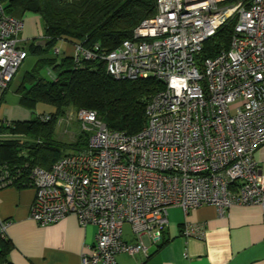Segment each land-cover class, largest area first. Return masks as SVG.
Listing matches in <instances>:
<instances>
[{"label":"built area","instance_id":"2783aa9c","mask_svg":"<svg viewBox=\"0 0 264 264\" xmlns=\"http://www.w3.org/2000/svg\"><path fill=\"white\" fill-rule=\"evenodd\" d=\"M231 20L228 48L199 64L203 42ZM22 28L0 0V98L28 55ZM52 54L62 51L54 47ZM72 57L102 59L115 79L163 83L147 100L138 133L111 129L96 111L79 108L67 114L87 133V145L49 168L28 169L32 219L47 225L74 214L81 226H96L82 264H117L123 252L146 255L144 243L123 240V225L156 241L171 205L185 212L213 205L220 214L258 205L264 219V166L254 156L264 145V0H156L155 14L114 49L97 54L75 43ZM46 75L53 78L51 69ZM14 179L0 166V187Z\"/></svg>","mask_w":264,"mask_h":264},{"label":"trees","instance_id":"16d2710c","mask_svg":"<svg viewBox=\"0 0 264 264\" xmlns=\"http://www.w3.org/2000/svg\"><path fill=\"white\" fill-rule=\"evenodd\" d=\"M1 2L10 15L31 11L42 20L45 47L36 45V39L30 42L27 52L35 55L36 60L22 75L17 91L20 103L32 110L38 103L53 108L51 112L37 113L29 120L7 121L6 125H0V132L10 134L9 139L0 141V166L6 165L14 175L11 185L29 186L27 172L30 166L37 164L49 168L64 154L87 145L88 135L84 131L71 143L55 137L57 120L71 111L79 108L94 110L109 128L128 134H136L142 129L146 122V102L163 87L161 81L152 77L115 79L106 73L105 62L100 58L86 60L80 57L76 63L71 55L55 56L50 50L58 41L67 40L82 44L97 54L108 52L130 38L142 20L155 14L156 0ZM234 23L233 20L225 23L203 42L197 56L199 64L204 58L228 48ZM48 68L53 78L46 75ZM65 148L67 151L63 152ZM2 241L0 264H13L6 258L9 241L3 236Z\"/></svg>","mask_w":264,"mask_h":264},{"label":"crops","instance_id":"0c3cea01","mask_svg":"<svg viewBox=\"0 0 264 264\" xmlns=\"http://www.w3.org/2000/svg\"><path fill=\"white\" fill-rule=\"evenodd\" d=\"M13 16L23 21L19 35L24 40V49H28L32 40L44 39V26L37 13ZM58 43L63 54L73 56L74 42ZM20 66L0 98V107L6 104L0 125L52 111L50 106L40 108V103L34 110L20 103L17 89L22 75L31 68L24 71L23 65ZM9 138L10 134L0 132V141ZM254 156L264 166V145ZM33 199L31 186L0 187V248L4 236L9 241L6 258L13 264H82V254L89 252L95 243L96 226H81L74 214L40 225L30 216ZM167 219L168 224L156 241L146 234H134L130 224L124 223L123 240L144 243L147 254L119 253L117 264H264V219L258 205H232L223 214L213 205L204 204L186 212L178 205H171L167 208ZM187 227L193 232L185 234Z\"/></svg>","mask_w":264,"mask_h":264},{"label":"rangeland","instance_id":"374dc122","mask_svg":"<svg viewBox=\"0 0 264 264\" xmlns=\"http://www.w3.org/2000/svg\"><path fill=\"white\" fill-rule=\"evenodd\" d=\"M26 12L32 13L31 11H26ZM59 46H60V44L58 43V46L56 45V47H59ZM34 60H35V55L28 53L27 57L23 60V62L21 64V65H23L24 71L27 68L31 67V64L33 63ZM42 74H45V71H42ZM236 103H233L230 105V111L231 112L233 111L234 104H236ZM5 105L6 104H4V103L1 104L0 115L3 114ZM48 106H50V105L40 103V108L48 107ZM51 109H53V108H51ZM39 110H42V109H39ZM67 115L68 114H65L57 120L56 127H55V137L57 140L62 141L64 143H71V142L75 141V139L81 133V130H80L78 121L75 119L74 113L72 115H68V116ZM62 151L65 152V151H67V149L66 148L62 149Z\"/></svg>","mask_w":264,"mask_h":264},{"label":"water","instance_id":"95a60500","mask_svg":"<svg viewBox=\"0 0 264 264\" xmlns=\"http://www.w3.org/2000/svg\"><path fill=\"white\" fill-rule=\"evenodd\" d=\"M35 44H36V45H40L42 48H44L46 42H45V39H43V38H42V39H41V38L39 39V38H38V39H36Z\"/></svg>","mask_w":264,"mask_h":264}]
</instances>
